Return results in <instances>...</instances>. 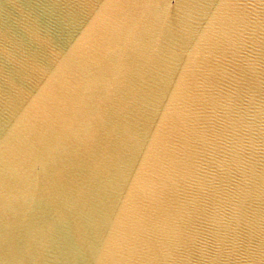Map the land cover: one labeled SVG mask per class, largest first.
I'll list each match as a JSON object with an SVG mask.
<instances>
[{
	"label": "water",
	"instance_id": "obj_1",
	"mask_svg": "<svg viewBox=\"0 0 264 264\" xmlns=\"http://www.w3.org/2000/svg\"><path fill=\"white\" fill-rule=\"evenodd\" d=\"M0 264H264V0H0Z\"/></svg>",
	"mask_w": 264,
	"mask_h": 264
}]
</instances>
